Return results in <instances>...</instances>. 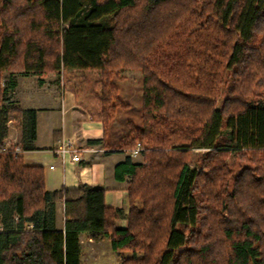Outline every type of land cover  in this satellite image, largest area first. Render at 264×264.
I'll return each instance as SVG.
<instances>
[{"label":"trees","instance_id":"1","mask_svg":"<svg viewBox=\"0 0 264 264\" xmlns=\"http://www.w3.org/2000/svg\"><path fill=\"white\" fill-rule=\"evenodd\" d=\"M128 68L144 79L137 117L118 83ZM75 70L101 74L106 145L143 147L145 162L116 167L129 210L103 188L49 192L41 165L2 150L0 264H82L83 233L131 253L121 264H264V0H0L1 138L12 115L27 138L36 128L34 109L3 108L4 71ZM233 152L247 165L232 180Z\"/></svg>","mask_w":264,"mask_h":264},{"label":"crops","instance_id":"2","mask_svg":"<svg viewBox=\"0 0 264 264\" xmlns=\"http://www.w3.org/2000/svg\"><path fill=\"white\" fill-rule=\"evenodd\" d=\"M92 72L96 70L66 71V75L72 77L66 82L55 72L44 75L16 72L17 75L14 74L16 76L10 81L14 106L36 111L34 138H27L20 122L17 128L19 143L30 146L22 154L25 163L43 167L47 191L53 192L63 187L72 189L81 184L103 188L106 205L122 209L126 214L130 207L127 183L131 176L126 173L123 179H119L116 167L128 158L141 162V156H133L127 149L118 150L106 145L101 115H98L101 113V99L90 90L92 81L88 77L93 75ZM78 74L85 77L81 83L75 77ZM63 139L74 141L80 149V161H73L70 155L63 159L53 152ZM61 205L64 206V203H56V227L63 230ZM2 208H5L4 204H0V231L4 228ZM116 224L117 227L126 228L128 219L123 216ZM86 239L88 245L94 241L86 233L81 234L82 262Z\"/></svg>","mask_w":264,"mask_h":264},{"label":"rangeland","instance_id":"3","mask_svg":"<svg viewBox=\"0 0 264 264\" xmlns=\"http://www.w3.org/2000/svg\"><path fill=\"white\" fill-rule=\"evenodd\" d=\"M49 73V72H48ZM56 73V76H61V80L66 82L67 80L72 79V77H68L67 73ZM99 73V75L97 74ZM9 71H4L2 75V85L6 88V99L4 100L2 106L3 108H7L8 110L14 106V95L13 91L10 90V81L12 77L16 75H12ZM47 74V73H46ZM93 75L89 76L88 78L91 83V92L93 94H97L99 96V92L101 89V74L100 72H92ZM56 76L54 78H56ZM78 82H82L85 80V77L81 74L75 76ZM56 80V79H55ZM118 83L120 86L121 92L125 93L128 96V100L130 102L131 114L135 115L136 117L139 116L143 112V105H144V79L140 70L137 69H125L122 72V77L118 78ZM81 86V85H80ZM226 94L223 93L220 95V104L222 103L223 99L225 98ZM95 101V100H94ZM15 107V106H14ZM101 108V105H100ZM17 114V113H16ZM98 115H102L101 113ZM17 116L12 115L9 116V120L7 121L9 132L7 134L6 140L11 143H19L18 131L17 128L19 126L20 120ZM118 122L115 120V124ZM222 144H226L227 146L235 147L236 142L231 139L230 130L224 129L222 133V138L220 139ZM195 153L191 159V164L194 166L199 165V160L203 156V153L206 149H194ZM23 156V155H22ZM139 159L141 162H145L143 153H141ZM226 161L230 165L232 169V180L236 175H238L244 166L247 165V162L241 159L235 152L230 154L229 157L226 158ZM57 203H63L62 200L57 201ZM140 204V201H138ZM57 213L59 218V205H57ZM65 206H60V218H61V226L64 222V215ZM131 253H118L111 247V242L109 238H105L102 240H94L90 245H88L87 239L84 244V258L82 264H121V259L124 256H130Z\"/></svg>","mask_w":264,"mask_h":264},{"label":"built area","instance_id":"4","mask_svg":"<svg viewBox=\"0 0 264 264\" xmlns=\"http://www.w3.org/2000/svg\"><path fill=\"white\" fill-rule=\"evenodd\" d=\"M7 137V136H6ZM6 137H0V151H13L15 155H21L24 153L25 149L21 143H11L6 140ZM143 151V147L138 143L136 147L129 149V152L133 156H137L141 154ZM53 152L57 156H61L63 159L66 158L67 155L72 157L73 161L81 160L80 149L75 145L74 141L71 139H63L54 149Z\"/></svg>","mask_w":264,"mask_h":264}]
</instances>
